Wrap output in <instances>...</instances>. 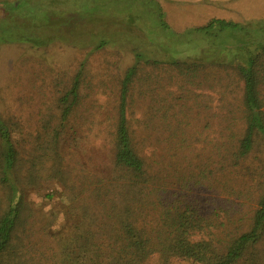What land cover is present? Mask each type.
<instances>
[{"label":"trees","instance_id":"16d2710c","mask_svg":"<svg viewBox=\"0 0 264 264\" xmlns=\"http://www.w3.org/2000/svg\"><path fill=\"white\" fill-rule=\"evenodd\" d=\"M0 5V45L60 44L96 52L123 42L135 52L120 81L111 174L83 170L63 185L67 197L59 211L66 225L55 214L43 219L45 240L35 237L40 208L27 200L25 186L44 175L59 183L68 168L60 149L78 104L82 69L66 86H55L57 123H44L38 145L23 160L9 122L0 116V264H264V18H212L176 32L157 0ZM145 47L163 57L150 56ZM141 63L167 67L170 81L177 78L182 89L196 84L210 64L224 66L242 82L243 121L227 124L222 137L205 141L206 150L180 162L174 153L183 154L188 140L178 132L188 124L169 123V147L150 162L145 138L136 137L128 115ZM40 151L49 157V169L35 165Z\"/></svg>","mask_w":264,"mask_h":264},{"label":"rangeland","instance_id":"374dc122","mask_svg":"<svg viewBox=\"0 0 264 264\" xmlns=\"http://www.w3.org/2000/svg\"><path fill=\"white\" fill-rule=\"evenodd\" d=\"M157 1L165 13V20L176 32L204 25L210 18L236 22L264 18V0H214V4L207 0L198 5L176 0ZM215 9L220 12L216 13ZM2 13L0 5V18ZM196 13H202L204 17L194 19ZM118 44L119 50L108 47L96 52L60 44L41 49L21 43L0 45V116L9 122L22 160L38 145L35 137L44 123H57L54 117L57 111L52 105L56 87L70 83L79 69L83 73L78 104L63 132L64 142L60 149L67 170L59 183L44 175L25 186L27 200L35 209L40 208L36 212L35 237L45 240L40 227L43 219L51 214L57 216L58 224L66 225L59 211L67 197L63 185L71 183L75 174L83 170L102 177L111 174L112 136L120 81L126 69L135 63V52L131 47L123 46V42ZM143 49L152 57H163V53L154 48ZM226 69L210 64L198 74L196 84L185 83L186 89H182L177 78L176 82L170 81L171 72L167 67L140 64L139 80L133 89L135 93L130 99L128 115L136 137L145 138L144 147L151 155L150 162L153 156L166 153L169 147L165 140L172 132L169 123L188 124L184 132H178L188 140L182 150L186 155L181 151L174 153L180 162L184 157L206 150L205 141L222 137L225 132L221 130L227 124L243 121L242 82L236 81L233 72ZM146 124L150 125L145 127ZM34 158L36 166L42 164L49 169L51 161L41 151ZM49 239L54 241L53 237ZM169 264L193 263L173 259Z\"/></svg>","mask_w":264,"mask_h":264},{"label":"crops","instance_id":"0c3cea01","mask_svg":"<svg viewBox=\"0 0 264 264\" xmlns=\"http://www.w3.org/2000/svg\"><path fill=\"white\" fill-rule=\"evenodd\" d=\"M159 1H163V0H159ZM176 2H178V3H187V4L198 5L199 3L207 2V0H176ZM211 3L214 4V0H211ZM214 11H216V13L217 12H220V10H216V9ZM201 17H204V15H202V13H196L194 15V19H199ZM179 18H183V17L180 16ZM223 18H227V17H223ZM210 19H212V18H210ZM198 25H200V24H198Z\"/></svg>","mask_w":264,"mask_h":264}]
</instances>
